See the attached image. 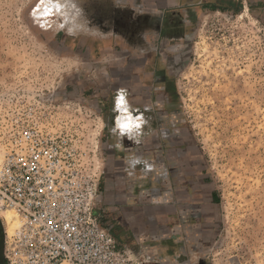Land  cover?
Segmentation results:
<instances>
[{
    "label": "rangeland",
    "instance_id": "374dc122",
    "mask_svg": "<svg viewBox=\"0 0 264 264\" xmlns=\"http://www.w3.org/2000/svg\"><path fill=\"white\" fill-rule=\"evenodd\" d=\"M74 1L0 0V135L20 121L71 135L81 171L100 179L99 203L105 199L109 217L115 213L106 200L115 181L107 142L112 105L101 113L79 95L81 81L72 79L81 61L72 59L51 16L55 5ZM249 1L218 0L220 10L185 12L193 15L186 48L179 57L170 51L179 70L171 104L222 200L221 226L196 259L205 264H264V16L247 9ZM159 173L137 181L147 180L151 193L162 186Z\"/></svg>",
    "mask_w": 264,
    "mask_h": 264
},
{
    "label": "crops",
    "instance_id": "0c3cea01",
    "mask_svg": "<svg viewBox=\"0 0 264 264\" xmlns=\"http://www.w3.org/2000/svg\"><path fill=\"white\" fill-rule=\"evenodd\" d=\"M217 1L76 0L75 11L61 4L51 9L72 59L81 61L72 79L81 81L79 95L101 113L112 105L107 142L115 181L108 183L106 200L115 213L108 217L104 199L101 221L149 264H205L196 259L222 223L219 190L171 104L179 70L170 51L185 50L193 17L184 14L211 12ZM249 2L247 9L264 16V0ZM78 47L82 54L74 52ZM124 123L131 126L123 129ZM156 171L162 186L148 193L147 180H137Z\"/></svg>",
    "mask_w": 264,
    "mask_h": 264
},
{
    "label": "built area",
    "instance_id": "2783aa9c",
    "mask_svg": "<svg viewBox=\"0 0 264 264\" xmlns=\"http://www.w3.org/2000/svg\"><path fill=\"white\" fill-rule=\"evenodd\" d=\"M69 134L20 121L0 135L4 264H149L114 236L99 215L100 179L85 175Z\"/></svg>",
    "mask_w": 264,
    "mask_h": 264
},
{
    "label": "bare ground",
    "instance_id": "6f19581e",
    "mask_svg": "<svg viewBox=\"0 0 264 264\" xmlns=\"http://www.w3.org/2000/svg\"><path fill=\"white\" fill-rule=\"evenodd\" d=\"M0 217L2 218L4 225L9 230H15L19 225V219L12 212H0Z\"/></svg>",
    "mask_w": 264,
    "mask_h": 264
},
{
    "label": "water",
    "instance_id": "95a60500",
    "mask_svg": "<svg viewBox=\"0 0 264 264\" xmlns=\"http://www.w3.org/2000/svg\"><path fill=\"white\" fill-rule=\"evenodd\" d=\"M3 240H4V235L3 231L1 228V221H0V264H4L2 252H3Z\"/></svg>",
    "mask_w": 264,
    "mask_h": 264
},
{
    "label": "clouds",
    "instance_id": "9594fccd",
    "mask_svg": "<svg viewBox=\"0 0 264 264\" xmlns=\"http://www.w3.org/2000/svg\"><path fill=\"white\" fill-rule=\"evenodd\" d=\"M72 31H73V29L70 27V28H69V34H72ZM130 126H131V125H130L129 123H124V124L122 125V128H123V129H128ZM139 162H140L139 160H135V161H133V163H139Z\"/></svg>",
    "mask_w": 264,
    "mask_h": 264
},
{
    "label": "trees",
    "instance_id": "16d2710c",
    "mask_svg": "<svg viewBox=\"0 0 264 264\" xmlns=\"http://www.w3.org/2000/svg\"><path fill=\"white\" fill-rule=\"evenodd\" d=\"M241 8H242V6H241ZM215 10H220L218 7H215Z\"/></svg>",
    "mask_w": 264,
    "mask_h": 264
}]
</instances>
